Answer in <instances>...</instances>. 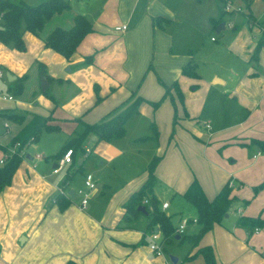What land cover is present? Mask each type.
Here are the masks:
<instances>
[{"label": "crops", "instance_id": "crops-1", "mask_svg": "<svg viewBox=\"0 0 264 264\" xmlns=\"http://www.w3.org/2000/svg\"><path fill=\"white\" fill-rule=\"evenodd\" d=\"M74 1L85 3L93 31L84 38L68 61L44 48L42 40L28 32L23 33L24 52L0 44V78L3 73L6 77L7 74L10 76L5 91L0 89V93L13 96L10 101L0 100V112L15 113L23 116L25 121L31 115L51 114L54 123L59 126L58 132L65 131L69 138L76 130L73 119L80 118L86 124H95L134 91L146 102L160 99L164 92L157 82V76L165 85L174 81L179 83L184 95L183 107L178 106L172 136V109L170 106L163 109L166 139L163 144L158 142L156 153L150 154L149 159L141 165L136 163L139 162L135 156L140 154L138 148H131L126 158L124 150L115 147L118 140L100 142L89 150V143L94 138L87 139L89 145H84L88 151L86 156L83 155L85 158L94 153L97 155L96 161L102 160L100 165L108 163L110 166L115 159H118V165L119 161H126L122 164L125 174L118 182L96 172L97 179H94L89 165L80 163L75 166L79 153L72 157L70 165L65 164L57 174L52 173L62 157L59 160L49 157L59 149L48 151L42 139L43 133L36 143L25 147L10 185L0 193V264H65L68 260L75 264H206L202 256L192 257L203 246L212 248L216 264H264V229L249 230L235 222L240 216H260L264 219V189L256 195L252 190L264 179V157L256 150L259 155L252 154L249 158L245 156V148L240 146L247 145L253 139L264 141V50H261L262 43L257 52V61L250 62L260 38V27L255 25L260 21L253 15L251 7L243 10L240 4L235 6L241 9L249 33L253 35L246 39L249 45L240 56L248 69L239 77L235 70H227L229 80L233 79L232 87L214 96V91H217L215 87L226 86L228 79L215 72L209 74L208 80L204 79L190 50L186 53L173 50L172 26L177 16L183 15L187 0ZM92 3H96L94 6L97 5V8H93ZM248 13L253 20L251 28L246 19ZM156 17L170 20V24L154 26L152 18ZM203 18L205 21L215 20L213 13H205ZM122 25L126 26L125 31L114 30ZM89 56H92V62L85 64L84 59ZM190 61L197 65L198 80L180 73L182 66ZM39 62L53 80L47 82L44 79L48 83L46 90L51 99L40 88L42 76L36 65ZM34 66L35 70H28ZM22 76H26L22 93L14 95L10 90L11 83ZM30 83V97L25 101V89ZM193 85H196V89L192 88ZM94 88H97L101 98L98 104H95ZM228 100L231 101L229 104ZM216 101H221V109ZM146 102L140 105L139 113L150 115L151 110ZM160 109L152 114L153 118L159 117ZM240 109L244 110L242 114L232 117V113L237 114ZM24 112L29 115H24ZM137 115L127 121L125 131ZM1 122H4L2 127L6 135L0 134V159L12 148L9 147L10 140L21 126L8 120ZM136 122L140 123L139 120ZM169 137L173 138L169 140ZM219 147L221 152L223 148L228 149L217 154ZM154 156L161 157L155 169L156 179L166 185L173 199H178V206H182L179 202L181 195L193 178L208 199H212L228 180L234 185L232 195L236 201L229 215L222 224H215L205 233L196 247L192 248L191 244L181 262L175 256L172 257L177 261L172 263L165 254L156 257L150 252L147 246L149 233L146 232L149 219L146 216L130 222L122 219L123 204L146 179V167ZM79 166L81 170L61 188L70 198V205L64 211H59L52 203L59 194V184L67 170L72 171ZM86 174L92 176L95 187L90 192L86 208L81 209L76 191L83 188ZM154 193L160 208L163 203L168 204L167 208L161 210L165 215H171L172 202L168 198L160 200L155 189ZM244 200L249 201L245 206L242 204ZM180 219V222L184 220L182 216ZM187 227L193 228L191 235L185 233ZM197 230L196 223L188 219L180 235L192 236ZM174 241L178 242L179 238ZM186 255L192 258L183 261Z\"/></svg>", "mask_w": 264, "mask_h": 264}, {"label": "trees", "instance_id": "trees-1", "mask_svg": "<svg viewBox=\"0 0 264 264\" xmlns=\"http://www.w3.org/2000/svg\"><path fill=\"white\" fill-rule=\"evenodd\" d=\"M88 1V0H78ZM226 2V0H223ZM249 1L246 0V8H249ZM70 10L69 0H42L37 5H27L20 0H0V44L4 46H12L14 50L18 52L25 51V44L23 41V33L28 32L35 37L42 40L43 46L46 49L60 55L66 61H68L72 54H74L84 40V38L92 33L93 28L91 22L81 14H76L72 18V25L68 29L61 27H55L47 34L42 35L43 28L49 20L56 15H61L64 12ZM247 22L253 23L251 14L246 15ZM211 24L214 29L222 22V18L218 20L211 19ZM152 24L154 26L162 27L169 25L170 20L164 18H152ZM262 42L259 39L251 57L250 62L257 61V52L260 49ZM92 62V56L84 59L85 64ZM38 71L40 76L44 77L47 82H51V78L46 74L43 64H38ZM181 75L190 79H200L197 73L196 63L190 61L182 66ZM26 76H22L11 83L10 90L14 95H20L22 93V84ZM159 84L164 88V93L160 100L156 102H148L155 111L162 101L169 98L173 104V119L172 125L176 124L177 110L175 105V99L183 107V94L178 86L177 81H174L170 85H165L158 79ZM196 89V85L192 86ZM96 95L95 104L101 101L98 96L97 88H94ZM43 94L48 98L47 90ZM146 102L143 98L136 95V91L132 92L130 97L120 103L109 114L101 118V120L95 124H86L82 122L80 118H75L72 121L76 124V130L66 140L59 151L49 156L55 160H59L67 150H71L72 157L79 154H86L84 145L89 137H93L91 150L100 142L111 143L113 141L122 139L125 136V124L134 115L139 113L140 105ZM184 115L187 114L184 111ZM0 120H8L12 123L21 125L18 132L11 138L9 147H15L12 152H5L6 156L3 164L0 165V193L10 185L14 173L19 167L22 156L21 152L25 147L30 146L38 141L42 133H56L59 131V126L54 123L52 115L40 116L31 115L28 120L25 121L23 116L10 112H0ZM150 129L153 133V138L157 140L158 130L154 123L150 124ZM147 139L142 137L138 140ZM251 145H254L260 153L264 154V141L251 140ZM88 154V152H87ZM86 154V155H87ZM160 156H154L146 167V179L141 186L134 192H132L123 204V221L130 222L142 216L137 208L143 206L147 212V218L149 222L146 227V232L150 233L154 230H158L165 245L174 241L175 231L177 226L172 222V215H165V213L159 207V202L155 196L154 189L157 185V179L155 176V169L160 162ZM72 163L70 161L69 165ZM81 170L79 166L72 171H66L61 183L60 188L69 183L74 175ZM230 180L225 182L215 196L212 199H208L198 181L193 178L187 189L181 195L182 199L194 208L195 211V223L198 226L196 234L192 236L179 235V241L187 239L192 248L196 247L202 238V236L210 231L215 224H222L226 217L229 215L234 202L235 196L232 195V188L229 186ZM264 189V179L252 188L253 194L256 195ZM56 205L59 211H64L70 205V198L58 194L52 201ZM249 201H243L245 206ZM236 225L246 227L249 230L264 229V219L257 217L240 216L236 218ZM148 243V241H147ZM200 255L204 259L206 264H216L214 259L213 250L210 246L199 247L194 253V256ZM189 255H186L183 261L191 259ZM65 264H75L73 261L68 260Z\"/></svg>", "mask_w": 264, "mask_h": 264}, {"label": "rangeland", "instance_id": "rangeland-1", "mask_svg": "<svg viewBox=\"0 0 264 264\" xmlns=\"http://www.w3.org/2000/svg\"><path fill=\"white\" fill-rule=\"evenodd\" d=\"M24 2L27 5H37L42 0H20ZM70 2V10L67 12H64L61 15L54 16L51 20L46 22L42 35L45 33H48L50 30H52L55 27H61L63 29H68L72 25V18L76 14H81L87 17L88 20H91L89 18V14L87 12V9L84 8L83 2L76 3L74 0H69ZM231 3L234 7L237 6L236 4H240L243 10H246V0H226ZM225 1L223 0H187L185 2L186 6L183 10V15H178L177 20L173 23L172 26V36H173V50L178 52H185L187 50L191 51V57L194 60V62L199 64V72L204 76V79H209L210 73H219L223 77L227 78V85L226 86H220L218 85L215 87L217 91H214V96H218V93L222 91H226L227 89H230L232 87V81L233 79L230 78L229 80L227 70H235L237 72V77L242 75L245 70L248 69L247 63L241 58V54H244V50H246V47L249 45L246 42V39L253 35L249 33V30L247 28V23L244 19V16L240 12H225L224 5ZM96 4V3H95ZM94 4V5H95ZM92 3V6H94ZM82 6V8H81ZM249 6L251 7V11L253 15L261 22L255 24L256 26L260 27V38L261 42H264V0H251L249 1ZM93 8H97V5ZM248 12V11H247ZM205 13H213L215 20H218L219 17L222 18V22L225 24L224 30H222L220 33H216L213 25L210 23V21H205L203 18V15ZM218 17V18H216ZM229 23L233 27H229ZM263 25V26H262ZM215 40V42L213 40ZM259 38V39H260ZM258 40V39H257ZM25 44V43H24ZM8 48L13 49L12 46H8ZM26 50V45H25ZM261 50H264L263 46H261ZM238 55L239 58H237ZM241 56V57H240ZM42 63H37L36 65ZM34 68L29 67L28 70H35ZM51 78V77H50ZM158 79L161 80L157 76V82ZM51 81L52 78H51ZM58 81V80H57ZM178 83V82H177ZM0 89L2 91H5V85L7 84V77L3 73V77L0 78ZM159 84V82H158ZM160 85V84H159ZM179 86V83H178ZM160 87L164 88L160 85ZM180 88V86H179ZM32 89V84L30 83L29 86L25 89L24 93V100L28 101L30 97V93ZM181 90V88H180ZM182 92V90H181ZM13 94V93H12ZM183 94V93H182ZM49 95V94H48ZM220 97V96H219ZM160 100V99H158ZM156 100V101H158ZM233 100V99H231ZM154 101V102H156ZM183 102H184V95H183ZM221 102V101H220ZM216 101V104L218 105V108L221 109L222 103ZM228 104L231 102L230 100L227 101ZM146 104L149 106L151 113L143 114L139 113L137 116L133 117L132 120L129 122V124L126 127V136L123 139H119L117 143H115L118 148V146L124 150V152L127 154L126 158H128L131 148L136 149L138 148L140 151L139 155L137 156L139 162L136 163L141 165L144 161L149 159V155L153 154L155 150L157 149L158 142H161L163 144V141H165L166 136L164 132V124H163V109L166 106H170L172 109V115H173V104L169 98H166L162 101L160 106L156 109L159 110L161 108V113L159 117H154L152 114L156 111L153 110L152 106L146 102ZM175 105L176 110L178 109V106L180 105L177 99H175ZM181 106V105H180ZM208 106H211V101L208 103ZM232 105V110H234ZM244 111V110H243ZM241 109L239 112L232 113V117H236V115L242 114L243 112ZM234 112V111H233ZM24 115L28 116V112H24ZM139 120L140 123H137L136 121ZM58 122V121H57ZM136 122V123H135ZM155 123L157 130H158V138L155 140L153 138L152 130L150 129V124ZM4 122L0 123V134L1 136H5L6 132L4 131L3 126ZM60 123V122H58ZM61 126V124H60ZM175 125H172V118H171V124H170V136L173 135V131H175ZM12 131V129H10ZM140 137H147L146 141H140L137 138ZM173 137H169V140ZM42 139L45 140L47 144L48 151H57L62 147V145L66 142L68 139V136L65 131L57 132V133H43ZM136 139V141H135ZM89 142V141H88ZM87 141L85 142V146H87ZM89 150L92 147V142L89 143ZM88 144V145H89ZM242 148H245V156H249V158L252 156V154H256L258 150L254 145H251L248 143L247 145H240ZM88 147V146H87ZM240 147V148H241ZM15 147L7 150V152H10L11 150H15ZM228 147L223 148L222 152L227 150ZM53 151V152H54ZM86 154H87V150ZM217 154L222 153L220 150V147L216 149ZM52 152V153H53ZM156 153V152H155ZM84 154V156H86ZM82 154L79 155L77 158V161L75 163V166H78L80 163L82 165H89L92 168L94 179H97V174H100V176H106L108 178H112L114 182H118V179L121 178L125 174V166H122L123 161H119L118 165V159L114 160L110 166V164L106 163L104 165H100L102 160L96 161L97 155L93 153V158L90 156L88 158H85ZM244 156V158H245ZM264 157V155L262 154ZM84 158V159H83ZM95 158V159H94ZM114 167V169H113ZM121 167V168H119ZM123 167V168H122ZM95 172L97 174H95ZM80 178V175H77ZM231 188H234V185L232 184V181H230ZM156 195L160 200L168 198V200L171 203L170 208V214L172 215V222L174 225H178L180 222V216H182L186 220H193L195 216L194 208L191 207L189 204L185 203L182 199H180L182 206L177 205L178 199H173L171 195L168 193V189L166 185L162 182H158L156 188H155ZM172 198V199H171ZM180 219V220H179ZM193 231V228L187 227L185 230V233L187 235H191ZM191 247V243L184 239L183 241H173L170 244L164 245L165 249V255L166 258L169 259V256H175L179 258V262L183 259V256L188 252L189 248ZM180 264V263H178Z\"/></svg>", "mask_w": 264, "mask_h": 264}, {"label": "built area", "instance_id": "built-area-1", "mask_svg": "<svg viewBox=\"0 0 264 264\" xmlns=\"http://www.w3.org/2000/svg\"><path fill=\"white\" fill-rule=\"evenodd\" d=\"M224 9H225V12H241V9L239 7H234L233 5H231L230 2L225 3ZM248 25L251 28L253 26V23L248 22ZM114 30L117 32H122V31L126 30V26H124V25L117 26L114 28ZM212 40H213V38H212ZM262 46L264 48V42H263ZM0 76H1V73H0ZM12 99H13V96L0 93V100L10 101ZM6 126L7 125L5 124V127ZM206 127L208 128V125ZM12 151L13 150H11L10 152H12ZM71 155H72L71 150H67L63 154V156L59 160V162H57V165L52 170V173L57 174L63 165L69 164L71 161ZM257 155H259V153H257ZM5 158H6V156H3V158L0 159V165L3 164V161L5 160ZM229 186H231L230 183H229ZM94 187H95V184H94L92 176L90 174H86L84 177L83 188H80L76 191V196L79 197V207L81 209L86 208L88 201H89V198H90V192L94 189ZM58 193L61 195H64V196H68L66 193L63 192V190L60 187H58ZM167 206H168L167 203H163L161 205V209H165V208H167ZM192 221L194 223L196 222L195 220H192ZM187 223H188V220H186V219L182 220L179 223V225L175 231V234L176 235L182 234ZM255 231H257V230L255 229ZM147 241H148V243H147L148 249L150 250V252L154 256L159 257V256H163L165 254L164 253V241L162 240V237H161V235L157 229L148 234Z\"/></svg>", "mask_w": 264, "mask_h": 264}, {"label": "water", "instance_id": "water-1", "mask_svg": "<svg viewBox=\"0 0 264 264\" xmlns=\"http://www.w3.org/2000/svg\"><path fill=\"white\" fill-rule=\"evenodd\" d=\"M224 29V23L223 22H221L218 26H217V28L215 29V31H216V33H219L221 30H223ZM7 79L8 80H10V76L7 74ZM47 87H48V83L44 80V78L43 77H40V88H41V90L42 91H45L46 89H47ZM93 139V138H92ZM137 210L141 213V214H143L144 216H147V212L145 211V208L143 207V206H140V207H138L137 208ZM179 238V236L177 235V236H175V239H178ZM169 259H170V261L172 262V263H176V258H174V257H172V256H169Z\"/></svg>", "mask_w": 264, "mask_h": 264}]
</instances>
